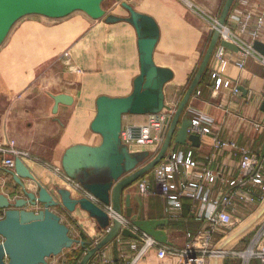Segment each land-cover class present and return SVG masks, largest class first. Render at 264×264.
Returning a JSON list of instances; mask_svg holds the SVG:
<instances>
[{
  "label": "crops",
  "instance_id": "1",
  "mask_svg": "<svg viewBox=\"0 0 264 264\" xmlns=\"http://www.w3.org/2000/svg\"><path fill=\"white\" fill-rule=\"evenodd\" d=\"M192 1L199 5L202 11L214 12V17L219 16L225 2V0ZM129 2L138 11L153 16L159 25L160 37L155 47L154 60L158 65L173 70L174 78L164 89L165 102L177 106L202 59L200 48L206 43V49L212 32L209 34L210 29L203 17L185 9L186 4L183 0H129ZM237 3L238 0H235L232 8ZM250 3L257 11L259 6L264 5V0ZM105 10L126 15L116 1L113 8ZM76 12L79 14L74 12L72 13L74 15L70 14L63 20L24 17L14 24L5 43L0 47V65H3L1 74L6 76V84H17L23 79L25 70L32 69L34 62L36 66L37 55L33 53L36 52L37 46H39L38 66H42L44 59L58 55L55 64L63 68L60 75L45 74L37 77V80L41 79L40 87L34 88L29 86L31 82L27 73L25 77L29 81L26 86L16 95L9 94L8 98L4 97L6 95H3V92L12 88L6 89V85L3 89L0 86V142L7 143L13 139L17 148L29 152L31 158L23 159L24 163L30 169L36 183L42 184L53 194L56 186L69 189L64 177L54 171V168L60 167L64 149L73 143L95 145L100 141V137L92 133L88 127L94 115L96 98L101 94L127 95L139 71L136 34L130 24L126 22L108 24L103 20H93L80 11ZM258 40L264 42V25ZM45 44L57 45L56 49L49 51L44 58ZM66 51L68 53L65 57L62 54ZM228 58L226 74L233 83L247 90L246 95L240 92L233 96L227 88L211 91L208 87L209 63L196 87V90H200V95L196 96V90L194 91L182 117L193 118L203 115L212 121V129L217 137L224 141H234L238 147H244L260 155L264 140V113L259 110L264 91V65L249 58L245 63V69L241 71L235 65L238 60L237 53H229ZM69 63L74 71H70L67 67ZM49 93L70 94L73 102L69 106L59 105L57 113L52 114L53 100ZM127 116H129L127 119L123 118V125H138L144 120L143 116ZM209 143L210 139L203 137L200 146L193 150L201 156L210 155L211 167L221 168L223 173L231 177L235 176L239 152L230 149L214 150ZM173 145L175 144L171 146ZM189 147L184 145V148ZM261 162L264 165V157ZM150 173L151 171L145 176ZM23 182L30 189H34L33 181L24 179ZM135 184L136 182L130 188L133 211L141 218H167L163 197L157 194L138 195L135 192ZM0 191L9 196L21 195V190L4 167L0 168ZM71 192L75 196L81 195L76 190ZM190 203L189 200L183 199L181 216L169 219V226L165 227L172 242L169 247L181 248L185 241V230L187 228L196 230L199 227V223L190 217ZM53 210L68 226L72 237L81 239V235H84L91 242L101 239L102 231L87 213L79 209L69 213L61 206ZM239 211L243 212L244 209L240 208ZM239 211L237 214L244 217ZM248 220L225 239L228 241L226 242L228 246L238 248L243 246V243L238 242L240 234H244L248 228L250 232L254 230L253 225L247 226ZM179 235L181 238H178ZM233 242L238 244L233 245ZM74 250H79L81 258L84 249L76 244L58 256L48 259V262L65 264V254ZM101 250L108 257L117 259L118 246L115 242ZM97 255L99 253L94 256ZM175 262V258L170 256L158 260L155 252L150 250L137 264H175ZM214 264H239V262L225 260ZM250 264L260 263L253 260Z\"/></svg>",
  "mask_w": 264,
  "mask_h": 264
},
{
  "label": "water",
  "instance_id": "2",
  "mask_svg": "<svg viewBox=\"0 0 264 264\" xmlns=\"http://www.w3.org/2000/svg\"><path fill=\"white\" fill-rule=\"evenodd\" d=\"M105 0H0V45L4 42L14 24L28 15L49 19L64 18L80 11L93 20L113 24L126 22L136 34L139 71L132 82L131 91L124 96L99 95L95 100L94 115L89 130L100 137L98 144L73 143L61 155L60 167L63 173L77 182L98 203L86 195L75 196L71 190L56 186L51 193L36 179L21 158L14 159V168L4 170L21 190V195L9 196L0 191V264H47L48 259L58 256L64 250L78 244L85 251L77 264H88L89 260L118 234L139 240L137 233L122 228L118 221L110 222L103 205H111L117 214H123L141 233L152 237L157 243L171 246L167 218H141L131 205V186L165 156L172 144L198 148L199 135L188 132L190 118L182 117L186 104L205 73L212 52L217 44L219 29L227 20L235 0H225L218 16V25L202 56L200 64L169 122L162 144L155 155L138 146H129L122 141L123 118L127 115L144 116L170 108L165 102V86L174 78L170 67L158 65L154 51L160 37L156 19L133 7L129 0H115L126 12L119 15L107 12L102 3ZM219 44L232 52L242 49L225 39ZM252 48L264 57V42L254 40ZM246 95L247 90L238 86ZM53 100L51 113L56 114L59 105L69 106L73 97L67 93H49ZM264 113V98L259 104ZM133 137L138 127L132 128ZM264 157V140L260 150ZM1 168V167H0ZM24 179L35 183L34 189L26 186ZM40 206V207H38ZM61 206L69 213L79 209L95 220L98 229L109 231L92 247L86 248L85 241L74 238L60 216L53 210ZM38 207V209H36Z\"/></svg>",
  "mask_w": 264,
  "mask_h": 264
},
{
  "label": "built area",
  "instance_id": "3",
  "mask_svg": "<svg viewBox=\"0 0 264 264\" xmlns=\"http://www.w3.org/2000/svg\"><path fill=\"white\" fill-rule=\"evenodd\" d=\"M184 1L192 6L189 0ZM252 1L255 0H238L229 12L225 24L219 29L217 44L209 61L208 87L213 92L227 88L233 96L240 93L238 86L226 74L228 54L232 51L219 44L221 39L233 42L242 49L237 52L238 60L235 62L241 71L245 69L249 58L264 65V57L252 48V42L258 40L264 25V5L259 6L256 11L251 6ZM197 10L207 17L211 32L216 29L218 17H211ZM195 95H200L199 89ZM262 97L264 98V91ZM169 106L170 108L159 113L144 115V120L138 125H123L122 141L155 155L176 108L175 105ZM190 120L188 132L197 134L200 138L208 137L212 149L239 152L236 175L231 177L223 173L221 168L211 167L212 157L196 154L192 147L170 146L165 156L152 168L150 175H144L136 181L135 192L141 196L157 194L163 197L166 203L164 211L168 219L179 218L182 200H189L190 217L199 223V227L196 230H185V241L181 248L169 247L139 232L123 214L114 212L111 205H103L110 222L118 221L121 229L132 230L140 239L118 234L107 244L108 246L112 242L116 243L117 259L108 257L100 250L97 252L99 255L90 259L88 264H135L150 250L155 252L158 260L169 256L175 258V264H212L225 260H238L239 264H250L251 261L257 260L264 264V165L259 155L244 147H238L234 141H224L217 137L212 129V121L203 115H197ZM135 126L138 127V132L133 137L132 128ZM0 155L1 167L10 170L14 168L15 158H31L29 152L16 147L13 139L7 143L0 142ZM54 171L64 177V182L71 191L76 190L98 203L77 182L68 178L61 167L54 168ZM240 208L244 211L240 212ZM238 211L243 213L244 217H240ZM249 217L251 218L248 220ZM247 220V226L253 225L254 229L249 239L245 241L243 234H240L238 242L243 243V246H228L225 239ZM101 231L102 238L109 228ZM98 241H90L89 246H94Z\"/></svg>",
  "mask_w": 264,
  "mask_h": 264
},
{
  "label": "rangeland",
  "instance_id": "4",
  "mask_svg": "<svg viewBox=\"0 0 264 264\" xmlns=\"http://www.w3.org/2000/svg\"><path fill=\"white\" fill-rule=\"evenodd\" d=\"M184 1V0H183ZM191 3H192V6L190 7V3H186L185 1V3L186 4H188V6H186L185 4V9L187 10V11H190V12H192V11H194L196 14H198L200 17H203L204 19H206V23H207V26L208 27H210V25H209V22L207 21V17L204 15V14H202V13H200V12H198V10L197 9H199V10H203L199 5H196L192 0H189ZM115 4V0H105L103 3H102V6H103V8L104 9H107V10H109L110 8H113V5ZM194 6V7H193ZM192 8V9H191ZM204 12V11H203ZM204 13H206L207 15H209V16H211V17H214V12H212V11H208V12H204ZM74 14H79V13H77V12H75ZM74 14H72V15H74ZM34 17H42V16H38V15H28V16H25V19L26 18H34ZM68 16H66V17H64V18H60V19H65V18H67ZM22 19V18H21ZM23 19H24V17H23ZM39 19V18H38ZM40 19H45V18H40ZM59 19V20H60ZM20 21V20H19ZM18 22V21H17ZM16 24V23H15ZM81 28H83L82 26H81ZM11 31V30H10ZM10 33V32H9ZM32 34H34L33 32H32ZM209 34H211V30H210V32H209ZM9 36V34L7 35V37ZM7 37H6V39H7ZM6 39L4 40V42L0 45V47L5 43V41H6ZM57 44H55V46H56ZM205 45H206V43L205 44H203V46L200 48V52H201V54L203 55L204 54V50H205ZM47 46V47H46ZM55 46L53 45V44H45L44 46H43V56H44V58L47 56V54H48V52L49 51H53V50H55L56 48H55ZM60 47V46H59ZM39 46H37V48H36V52H34L33 54H35V56L37 55V60H36V66H35V62H34V65H33V67H32V69L30 68L28 71H24V75H23V79H20L18 82H17V84H13V83H9V84H6V81H7V78H6V76H4V75H2L1 74V72H3V65H0V86H2L3 87V89H5L4 87L7 85V87H6V89L7 88H12V90H4V92H3V95H6V96H4L5 98L7 97L8 98V95L9 94H17L18 92H20L21 90H22V88L24 87V86H26V83L29 81L28 80V78L30 79V82H31V84L29 85V86H32L33 88L34 87H40V80H37L38 78L37 77H42V76H44L45 74L46 75H50V76H53V75H60L61 73H60V71L61 70H63V68H60L57 64H55V60H58V55H51L52 57L50 58V59H44L43 61V64H42V66H38V63H39V60H38V56H39ZM67 51L66 52H64L62 55H64L65 57L67 56ZM55 54V53H54ZM41 63H42V61H41ZM59 63V62H58ZM67 67H69L70 68V71H74L73 70V68L71 67V65H70V63L67 65ZM29 74V76H28V78H26L25 76H26V74ZM50 79V78H49ZM8 86H10V87H8ZM13 88H15V89H13ZM44 88V87H43ZM4 101V100H3ZM126 117V119L129 117V116H125ZM20 149V148H19ZM250 230V228H248L246 231H244V234H243V237H244V240L245 241H247L248 239H249V237L251 236V233L252 232H250L249 231ZM178 238H181V235H179L178 236ZM183 239H184V237H183ZM236 244H238L237 242H233V245H236Z\"/></svg>",
  "mask_w": 264,
  "mask_h": 264
},
{
  "label": "trees",
  "instance_id": "5",
  "mask_svg": "<svg viewBox=\"0 0 264 264\" xmlns=\"http://www.w3.org/2000/svg\"><path fill=\"white\" fill-rule=\"evenodd\" d=\"M81 240L85 241V247L86 248L90 247L89 246L90 245V241H89V239H87V237H85L84 235H81ZM83 249H84V247H83ZM65 258H66L65 264H77V261L80 258L79 250H74V251H71L69 253H66L65 254Z\"/></svg>",
  "mask_w": 264,
  "mask_h": 264
},
{
  "label": "bare ground",
  "instance_id": "6",
  "mask_svg": "<svg viewBox=\"0 0 264 264\" xmlns=\"http://www.w3.org/2000/svg\"><path fill=\"white\" fill-rule=\"evenodd\" d=\"M74 238H75V237H74ZM77 239H78V238H77ZM80 240H81V239H80ZM90 247H92V246H90ZM88 248H89V247H88ZM84 251H85V249H84ZM93 257H94V256H93ZM93 257H92V258H93ZM92 258H91V259H92ZM47 263H48V262H47ZM137 263H138V262H137ZM137 263H135V264H137ZM213 264H214V263H213Z\"/></svg>",
  "mask_w": 264,
  "mask_h": 264
}]
</instances>
